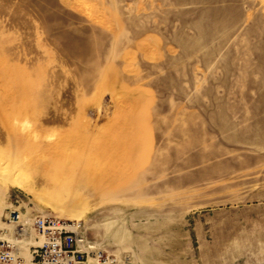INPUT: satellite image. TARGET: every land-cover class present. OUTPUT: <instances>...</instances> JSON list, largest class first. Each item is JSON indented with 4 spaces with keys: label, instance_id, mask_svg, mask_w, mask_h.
Here are the masks:
<instances>
[{
    "label": "rangeland",
    "instance_id": "374dc122",
    "mask_svg": "<svg viewBox=\"0 0 264 264\" xmlns=\"http://www.w3.org/2000/svg\"><path fill=\"white\" fill-rule=\"evenodd\" d=\"M0 169L24 236L49 217L113 264H264V0H0Z\"/></svg>",
    "mask_w": 264,
    "mask_h": 264
},
{
    "label": "built area",
    "instance_id": "2783aa9c",
    "mask_svg": "<svg viewBox=\"0 0 264 264\" xmlns=\"http://www.w3.org/2000/svg\"><path fill=\"white\" fill-rule=\"evenodd\" d=\"M18 215L10 213L9 222H17ZM35 233L42 242L32 251L33 264H113L87 239L82 222L61 221L49 217H36ZM0 243V263H9L14 256Z\"/></svg>",
    "mask_w": 264,
    "mask_h": 264
},
{
    "label": "crops",
    "instance_id": "0c3cea01",
    "mask_svg": "<svg viewBox=\"0 0 264 264\" xmlns=\"http://www.w3.org/2000/svg\"><path fill=\"white\" fill-rule=\"evenodd\" d=\"M3 215L1 211L0 217ZM17 226L9 223H3L0 220V243H4L5 250L16 258L31 257L34 247L41 244L40 237L35 233H19ZM22 229L20 230V232Z\"/></svg>",
    "mask_w": 264,
    "mask_h": 264
},
{
    "label": "bare ground",
    "instance_id": "6f19581e",
    "mask_svg": "<svg viewBox=\"0 0 264 264\" xmlns=\"http://www.w3.org/2000/svg\"><path fill=\"white\" fill-rule=\"evenodd\" d=\"M0 184L3 186H21L20 180L17 176H12L11 174H6V171L0 169Z\"/></svg>",
    "mask_w": 264,
    "mask_h": 264
}]
</instances>
